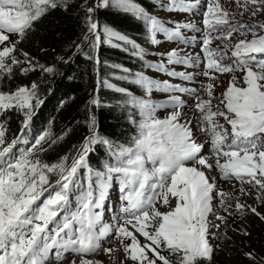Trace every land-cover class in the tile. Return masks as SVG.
<instances>
[{
  "label": "snow or ice",
  "instance_id": "6c2138e0",
  "mask_svg": "<svg viewBox=\"0 0 264 264\" xmlns=\"http://www.w3.org/2000/svg\"><path fill=\"white\" fill-rule=\"evenodd\" d=\"M236 3L245 12L251 11L253 17L264 12V0H243V3L236 0ZM69 6L70 0H0V79L4 76L11 78L13 68L22 63L29 65L20 68L22 74L34 69L35 65L27 60L26 53H23L24 61L16 57V45L51 10L60 7L66 10ZM108 7L131 13L143 21L147 42L153 46L162 43L157 39L158 34H163L164 42L188 43L184 30L199 31L191 23L180 24L177 21L167 26V21L149 14L134 0H97L95 7L86 8L87 33L84 39L93 47L98 46L100 37L97 35L98 24L92 20L91 14L98 8ZM158 7L164 12H190L199 7V0H166ZM210 14L215 16L216 25H228L227 32L215 39H227L234 32L252 37L236 43L231 52L234 59H230L228 64L221 63L219 51L207 47L212 39L207 29L218 31L210 24ZM203 16L205 68L220 73L239 71L242 84L238 86L237 77L233 76L223 92L220 103L226 111H212L210 99L198 100L195 106L200 112L197 126L209 138L210 152L216 157L215 170L220 172V178L254 183L264 193V146L256 143L264 134V58L258 55L264 54V23L237 21L232 24L233 18L218 3H210ZM12 34L17 36L15 41L10 39ZM90 35L95 36L94 41L89 40ZM104 36V42L122 41L134 49L135 56L144 59L145 49L135 41L108 27L104 28ZM166 59L167 65L190 63V58L182 57L176 49L168 51ZM145 66L170 77L191 78L182 72L168 71L163 60L146 63ZM40 67L47 73L54 71L52 67ZM203 75L208 76V71ZM123 79H130V83L145 93L153 90L188 91L168 81L152 79L142 72L130 73ZM105 86L113 87L107 82ZM212 87L211 84L207 86L209 96ZM36 88L33 83L31 89L18 87L14 92H0V109L15 107L24 111V128L32 116V101L35 100L36 107L42 103L36 98ZM115 90L127 97L126 104L140 116L138 121L130 117L136 132L129 144L114 145L99 136L94 131L95 121L92 119L89 124L92 134L85 138L70 163L67 156L52 164L44 163L36 156L38 150L43 151L38 146L48 133L39 136L31 148L14 151L21 137L8 142L0 125V264H50L53 250L57 261L64 259L65 253H73L81 257L79 264H101L83 257L100 250L102 239L113 231L107 225L96 230L100 213L94 211L103 205L113 179L120 184V211L126 214L124 223L116 226L114 234L126 259L134 264H212L215 253L220 250V243L214 245L212 240L224 243L231 239L227 232H211L209 215L214 212L215 184L201 168L213 169V164L203 155L205 144L197 143L190 127L191 121L181 122L178 110L183 103L181 99L171 96L156 103L123 88ZM90 103L98 102L92 100ZM168 107L173 111L164 118L156 115L157 109ZM216 117H223L231 126L230 142L228 131ZM97 144L105 145L113 160L112 163H104L103 171H94L87 162V153ZM220 157L224 158L223 163ZM81 169L86 170L83 176ZM50 175L57 177L55 182L50 180ZM246 177L249 178L247 181ZM84 181H87L86 185ZM77 192L75 210H72L71 198ZM215 195L221 197L222 205L230 199L223 192ZM259 199L264 204V195ZM157 204L166 207L167 211L161 212ZM246 207L264 221V215L256 208L239 201L235 203L241 217L246 215ZM229 208L231 205L225 207V211L228 212ZM217 219L227 224L226 217L218 216ZM128 226L146 243L141 244ZM243 234L248 235L246 231ZM125 240L131 243H124ZM103 251L110 255L115 249L104 248ZM164 251L169 255H162ZM244 256L250 261L256 260L252 252H246Z\"/></svg>",
  "mask_w": 264,
  "mask_h": 264
},
{
  "label": "trees",
  "instance_id": "16d2710c",
  "mask_svg": "<svg viewBox=\"0 0 264 264\" xmlns=\"http://www.w3.org/2000/svg\"><path fill=\"white\" fill-rule=\"evenodd\" d=\"M134 2L155 15L164 12L158 5L166 3V0ZM96 4L97 0H70L66 10L62 7L51 10L16 45V57L24 61L26 57L23 53H26L27 60L35 65L34 69L22 74L20 68L29 66L22 63L13 68L11 78L4 76L0 79V92L3 93L14 92L18 87L31 89L33 83L37 85L36 98L42 103L36 107L35 100L32 101V116L26 128L23 124L26 119L24 111L15 107L2 109L0 120L8 142L18 136L21 140L32 142L48 133L45 141L38 146L43 151L38 150L36 153L44 163L52 164L65 156L70 163L85 138L92 134L89 128L92 119L95 121L94 131L99 136L112 141L114 145L129 144L136 132L131 119L138 121L140 116L138 111L126 104L127 97L115 89L123 88L149 99L150 93L130 83V79H123L136 72L147 76L151 70L145 65L152 63L149 48L153 45L147 42L143 21L116 8H98L91 18L98 24L100 42L93 47L85 41L84 36L87 33L86 8L95 7ZM105 27L144 48V59L135 56L134 49L122 41L113 39L111 43L104 42ZM89 40L94 41L95 36L90 35ZM40 66L52 67L54 71L44 72ZM105 82L113 87H106ZM92 100L98 103H90ZM87 162L94 171H103L104 163L113 160L107 147L97 144L87 153ZM83 173L81 169V176ZM56 178L50 175L52 182ZM245 212L243 217L237 213L228 230L231 239L224 243L217 242L220 243V250L212 264L223 263L229 256L235 257V264H258L264 258V222L252 213ZM245 231L248 235L243 234ZM245 252H252L256 260L250 261L242 254Z\"/></svg>",
  "mask_w": 264,
  "mask_h": 264
},
{
  "label": "rangeland",
  "instance_id": "374dc122",
  "mask_svg": "<svg viewBox=\"0 0 264 264\" xmlns=\"http://www.w3.org/2000/svg\"><path fill=\"white\" fill-rule=\"evenodd\" d=\"M241 3H243V0H240ZM214 3H218L220 7L229 13V16L233 19L230 21L232 24L236 23L237 21H241L245 24H259L264 23V12H258L255 17L251 15V11L245 12L244 9L236 3V0H214ZM251 7V6H249ZM243 13V15H241ZM166 12L157 13L155 14L159 18L163 20H167L166 18ZM16 35L12 34L10 35V39L12 41H15ZM252 38L250 35L247 37L239 35V33L234 32L231 37L227 39H218L217 44L222 48V50H226L229 52L230 49H232L236 43L241 39H250ZM158 39V38H157ZM171 50V46L168 44H160L153 46L149 48V51L153 52L154 55L151 56L152 60H159L165 63L167 65V60L165 58V55L158 54L160 53H167V51ZM147 76H152L153 78L159 79V76L148 72ZM233 76L237 77V85L240 86L242 84L241 72H234V73H228V74H220L212 82V89H211V96L208 95V91L204 92L205 100H211V110L216 111H226V109L223 107V105L220 103L222 100V94L227 89L229 82L232 80ZM150 97L155 98L153 94L150 95ZM181 112V122H188L191 121L190 127L193 129V132L195 134V139L197 143H204L207 140L202 139V136L199 134V128L197 126L198 124V118L200 117V112L196 109L195 106L191 107L190 110H179ZM167 114L159 116V118H164ZM191 115V116H189ZM220 120L226 121L223 117H218ZM261 142H264V134H261ZM206 147V146H205ZM206 153V148L203 149V155ZM206 158L213 164V169H207V168H201L205 172V174L209 177L210 182L215 184L214 189V199H213V206H214V212L210 213L209 220L212 233L217 234H223L224 232H227V235L229 236L228 230L232 227V224L236 218L237 211L235 209V203L239 201L241 204L250 206L253 208H256L257 212L264 215V204L260 202V197L264 195V193L261 192L258 185H255L254 183H248V182H240V181H229L227 179H221L220 174H218L215 170V164L212 162V159H210L208 156ZM249 178H246L245 181H247ZM243 189V192L241 191ZM217 192H223L227 194L230 199L227 200L226 204H221V197L218 195H215ZM174 204V200H173ZM228 205H231V208H229V211H225V207ZM157 207L161 212L167 211V208L164 206H161L160 204H157ZM246 211L250 212V210L246 207ZM231 213V215L229 214ZM251 213V212H250ZM254 215V214H253ZM218 216H223L227 218V224L221 223L220 220L217 219ZM264 222V221H263ZM216 225H219V228L216 227ZM141 244H144L145 242L142 239H139ZM218 240L213 239L212 243L215 245L217 244ZM124 243H131L130 240H125ZM114 248L117 249L119 260L118 259H111V254H106L105 252L101 254L98 257H101L103 255V259L105 260L106 264H134L133 261L130 259H126L123 248L121 247L120 241L118 240L116 244H114ZM167 251L162 252V255L167 256ZM217 253V252H216ZM216 253L213 257V261H216ZM246 253V252H245ZM149 256H151V253H148ZM244 255V253H242ZM235 257L229 256L227 260H225L223 263L218 264H235ZM217 263V262H216ZM67 264H70L68 262ZM157 264H160V262H157ZM258 264H264V259L260 261Z\"/></svg>",
  "mask_w": 264,
  "mask_h": 264
},
{
  "label": "bare ground",
  "instance_id": "6f19581e",
  "mask_svg": "<svg viewBox=\"0 0 264 264\" xmlns=\"http://www.w3.org/2000/svg\"><path fill=\"white\" fill-rule=\"evenodd\" d=\"M189 116H191V115H189ZM109 248H111V249H115L114 248V245L113 246H111V247H109ZM110 256V255H109ZM111 259L113 258V259H118L119 260V255H118V252H117V249H115V251H113L112 253H111ZM104 257H103V255L101 256V257H93V258H84V259H86V260H91V261H99V262H101V264H106L105 263V260L103 259ZM81 259V258H80ZM80 259H77V260H75V264H79V262H80ZM70 264H73V262H70Z\"/></svg>",
  "mask_w": 264,
  "mask_h": 264
}]
</instances>
